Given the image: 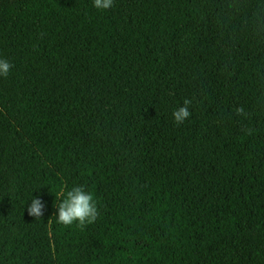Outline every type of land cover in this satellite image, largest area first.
I'll return each mask as SVG.
<instances>
[{"label": "trees", "instance_id": "16d2710c", "mask_svg": "<svg viewBox=\"0 0 264 264\" xmlns=\"http://www.w3.org/2000/svg\"><path fill=\"white\" fill-rule=\"evenodd\" d=\"M0 59V264H264V0H0Z\"/></svg>", "mask_w": 264, "mask_h": 264}, {"label": "clouds", "instance_id": "9594fccd", "mask_svg": "<svg viewBox=\"0 0 264 264\" xmlns=\"http://www.w3.org/2000/svg\"><path fill=\"white\" fill-rule=\"evenodd\" d=\"M114 6V0H94V7L98 10H108ZM13 65L6 59H0V77L6 78ZM184 106L173 111V118L177 126L182 125L190 118L189 108L192 104L190 99L184 100ZM237 115H247L243 107L237 108ZM252 130H248L251 135ZM63 197L62 202L58 205V223L71 227L76 224L81 230L87 225H91L98 219V207L94 200L93 194L88 192L83 186H75L65 192L62 190L59 194ZM45 205L39 198L32 199L28 207V214L39 219L43 216Z\"/></svg>", "mask_w": 264, "mask_h": 264}]
</instances>
